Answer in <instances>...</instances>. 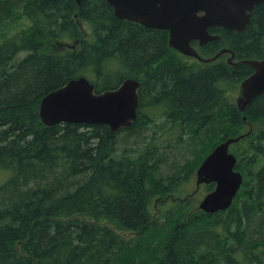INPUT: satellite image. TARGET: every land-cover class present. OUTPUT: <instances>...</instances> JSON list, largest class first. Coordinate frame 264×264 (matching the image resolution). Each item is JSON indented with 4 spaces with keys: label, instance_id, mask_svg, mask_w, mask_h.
<instances>
[{
    "label": "trees",
    "instance_id": "obj_1",
    "mask_svg": "<svg viewBox=\"0 0 264 264\" xmlns=\"http://www.w3.org/2000/svg\"><path fill=\"white\" fill-rule=\"evenodd\" d=\"M18 14L30 26L0 44V264H264V93L244 112L233 100L254 72L244 61L264 58V4L244 30L193 42L204 59L231 51L211 62L106 0H0V25ZM79 77L97 93L139 81L132 125L46 126L42 99ZM242 135L232 206L201 211L181 187Z\"/></svg>",
    "mask_w": 264,
    "mask_h": 264
},
{
    "label": "water",
    "instance_id": "obj_2",
    "mask_svg": "<svg viewBox=\"0 0 264 264\" xmlns=\"http://www.w3.org/2000/svg\"><path fill=\"white\" fill-rule=\"evenodd\" d=\"M82 0H76L80 5ZM120 20H128L169 34V46L179 53L211 62L231 52L224 49L213 58L204 59L193 46H204L220 40L210 33L217 26L225 30L242 31L251 20L254 8L264 0H106ZM234 55L229 58L232 63ZM254 72L239 89L236 104L244 112L258 96L264 93V58L244 61ZM140 83L125 80L118 88L96 92L86 77L70 80L64 86L46 95L40 104V117L46 126L61 123L107 125L116 132L130 127L137 118ZM246 119V117H244ZM246 135L230 138L218 145L201 163L196 172V185L215 184L199 203V209L214 214L229 209L243 183L236 170L237 158L230 147Z\"/></svg>",
    "mask_w": 264,
    "mask_h": 264
},
{
    "label": "rangeland",
    "instance_id": "obj_3",
    "mask_svg": "<svg viewBox=\"0 0 264 264\" xmlns=\"http://www.w3.org/2000/svg\"><path fill=\"white\" fill-rule=\"evenodd\" d=\"M14 8L17 10V7H14ZM18 11L21 12L20 10H18ZM18 11H17V13H18ZM3 21L4 22L0 25V44L3 43L4 41H7V40L18 39L21 36L22 31L27 29L31 24V22L28 19H26L22 16L20 17L19 14L14 19H12V18L6 19L5 18V19H3ZM20 56L23 57L24 54H21ZM237 95H238V92L235 93V95H234V98H233L234 102H236ZM251 127L253 129H255V128L259 129V128H263V125L260 122H255L251 125ZM1 181L2 180H0V182ZM208 192L209 191L207 189V184H202L200 187H197V185H196V174H195V179L190 184H187V186H185V189H183L181 187V194H183V196H186V195H188V196L190 195V197L193 196L195 198V203L198 207H199V203L201 202V200L204 198V196ZM171 204H173V201L169 200V199L167 201V199H165V198L161 199V201L160 200L158 201V199L154 200V207L159 212L161 210H165V209L171 207L172 206Z\"/></svg>",
    "mask_w": 264,
    "mask_h": 264
},
{
    "label": "flooded vegetation",
    "instance_id": "obj_4",
    "mask_svg": "<svg viewBox=\"0 0 264 264\" xmlns=\"http://www.w3.org/2000/svg\"><path fill=\"white\" fill-rule=\"evenodd\" d=\"M263 4H264V3H263ZM263 4H260V5H263ZM260 5H258V6H260ZM258 6H256V7H258ZM256 7L254 8V10H253V12H252V15H253V13H254ZM252 15H251V17H252ZM214 27H217V26H214ZM211 28H213V27H211Z\"/></svg>",
    "mask_w": 264,
    "mask_h": 264
}]
</instances>
